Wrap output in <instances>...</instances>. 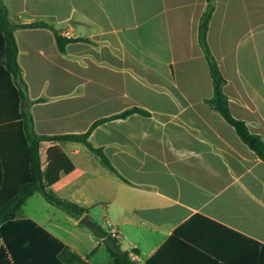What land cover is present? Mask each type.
Masks as SVG:
<instances>
[{
    "label": "crops",
    "instance_id": "0c3cea01",
    "mask_svg": "<svg viewBox=\"0 0 264 264\" xmlns=\"http://www.w3.org/2000/svg\"><path fill=\"white\" fill-rule=\"evenodd\" d=\"M4 2L15 24L47 21L67 38H85L61 51L50 28L15 29L38 134H81L129 108L150 112L103 121L90 133L115 172L83 142L43 141V168L53 144L75 165L50 187L86 207L96 224L102 218L101 226L115 230L124 248L137 250L141 263L161 248L164 264H264V160L206 101L214 85L198 28L207 1ZM207 39L233 115L264 138V0H216ZM2 115L0 156H7L11 137ZM30 200L46 215L26 213ZM20 215L90 264L111 262L93 228L40 192ZM76 229L87 241L75 240Z\"/></svg>",
    "mask_w": 264,
    "mask_h": 264
},
{
    "label": "trees",
    "instance_id": "16d2710c",
    "mask_svg": "<svg viewBox=\"0 0 264 264\" xmlns=\"http://www.w3.org/2000/svg\"><path fill=\"white\" fill-rule=\"evenodd\" d=\"M201 15L198 37L208 59L213 77L214 94L207 103L235 128L241 139L264 160V138L252 133L247 123L235 117L224 91L226 79L219 67L207 39L209 24L215 10L216 0H206ZM18 27H46L55 32L58 47L64 51L69 41L84 40L83 37L67 38L49 22L34 21L13 23L4 0H0V112L6 118L4 128L9 134V153L0 156V166L8 171L0 172V264H90L86 258L71 249L60 238L32 218L20 215L23 205L35 192H40L51 204L81 218L87 208L70 201L50 186L58 181L62 173L71 172L75 165L60 144L47 149L48 164L43 168L41 146L43 141L83 142L94 152L101 163L116 171L110 159L89 140L92 130L103 121L126 117L134 112L150 114L140 107L129 108L119 114L95 121L89 130L81 134L41 135L34 130L33 117L27 109L28 96L23 85L22 70L18 62L19 47L15 37ZM8 114V115H7ZM2 153V151H1ZM2 183V184H1ZM95 233L103 239L112 259L109 264H145L132 260L130 250L123 247L117 235L96 224ZM161 249V248H160ZM157 250L146 264H164L162 251ZM136 253L137 250L133 249Z\"/></svg>",
    "mask_w": 264,
    "mask_h": 264
},
{
    "label": "rangeland",
    "instance_id": "374dc122",
    "mask_svg": "<svg viewBox=\"0 0 264 264\" xmlns=\"http://www.w3.org/2000/svg\"><path fill=\"white\" fill-rule=\"evenodd\" d=\"M43 201L42 202H45L44 199H42ZM36 210V211H35ZM31 211H35L36 213H44L46 215V212L44 210V208L42 207V205L38 202H36L35 200H30L29 203H27L26 207H25V212L26 213H31ZM95 212V210H94ZM93 212V213H94ZM96 222L99 224V225H102L103 224V219L102 218H95ZM64 227L68 228L71 230V226H69L68 224L64 223L63 224ZM83 228V227H82ZM92 229V228H91ZM87 230V229H86ZM89 230V229H88ZM93 231H94V228H93ZM74 235H76L75 237V240L76 241H87V237L85 235H83L79 230H74ZM95 232V231H94ZM79 235V236H78ZM97 235V234H96ZM98 236V235H97ZM81 238V239H80Z\"/></svg>",
    "mask_w": 264,
    "mask_h": 264
},
{
    "label": "water",
    "instance_id": "95a60500",
    "mask_svg": "<svg viewBox=\"0 0 264 264\" xmlns=\"http://www.w3.org/2000/svg\"><path fill=\"white\" fill-rule=\"evenodd\" d=\"M80 222H81V224H83L89 228H95L96 227V223L88 215L82 216L80 218Z\"/></svg>",
    "mask_w": 264,
    "mask_h": 264
},
{
    "label": "built area",
    "instance_id": "2783aa9c",
    "mask_svg": "<svg viewBox=\"0 0 264 264\" xmlns=\"http://www.w3.org/2000/svg\"><path fill=\"white\" fill-rule=\"evenodd\" d=\"M66 34H69V32L66 31ZM108 231L111 232L112 234L118 236V233H117L115 230H108ZM129 256H130V258H131L132 260H136V261L139 260L137 254H136L134 251H132V250H130V252H129Z\"/></svg>",
    "mask_w": 264,
    "mask_h": 264
}]
</instances>
